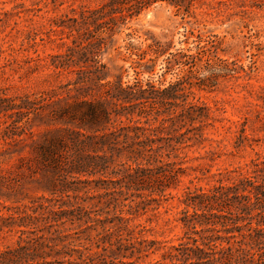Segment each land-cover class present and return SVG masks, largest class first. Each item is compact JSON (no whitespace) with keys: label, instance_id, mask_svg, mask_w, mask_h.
I'll use <instances>...</instances> for the list:
<instances>
[{"label":"trees","instance_id":"1","mask_svg":"<svg viewBox=\"0 0 264 264\" xmlns=\"http://www.w3.org/2000/svg\"><path fill=\"white\" fill-rule=\"evenodd\" d=\"M202 1L98 0L94 8L82 6L52 21L64 51L46 57L51 88L20 97L0 91L1 139L19 152L29 148L51 178L48 198L10 208L0 222V232L18 235L14 246L0 250V264H137L163 243L145 239L147 226L134 221L158 210L181 183L180 156L202 146L205 130L223 120L230 130L240 127L236 150L248 142L246 120L219 119L194 102L195 89H211L219 77L232 75L210 59L198 68L205 47L196 55L169 53L166 68L188 70L163 89L110 81L102 62L114 38L152 6L188 13ZM125 48L136 51V64L146 71L170 49L159 43L149 52L133 43ZM149 54L155 57L146 60ZM203 72L210 75L200 78ZM211 179L208 188L185 189L178 220L184 234L177 246H162L161 259L152 264H264V157Z\"/></svg>","mask_w":264,"mask_h":264},{"label":"rangeland","instance_id":"2","mask_svg":"<svg viewBox=\"0 0 264 264\" xmlns=\"http://www.w3.org/2000/svg\"><path fill=\"white\" fill-rule=\"evenodd\" d=\"M219 1L227 0H203L188 13L156 4L134 18L102 57L110 81L119 77L124 85L137 80L143 86L150 83L163 89L188 70L177 65L166 68L169 53L196 55L198 46L205 47L206 56L198 68L206 67V59H210L212 67L232 75L219 77L211 89H195L194 102L205 104L219 119L247 123L244 135L248 142L239 150L235 149V141L240 127L230 130L229 123L223 120L205 130L207 141L202 146L180 156L178 162L185 170L181 183L170 191L158 210L148 211L134 221L135 225L147 226L145 239L163 243L137 264L159 261L162 246L179 244L184 234L178 221L184 208L180 200L186 188H208L214 184L212 174L244 167L257 156L264 157V0H232L226 2V7H218ZM97 3L98 0H0V91L20 97L50 89L46 57L64 51L56 45L59 34L51 32L55 30L52 21L72 16L71 11L78 12L82 6L94 8ZM127 34L132 37L126 38ZM128 43L140 52H149L148 46L155 43L170 49L155 60L153 67L148 64L152 71H146L136 64V51L126 50ZM150 57L155 56L149 54L146 60ZM209 75L198 74L200 78ZM60 80L65 82L66 78ZM3 128L0 125V222L11 214L8 209L28 205L39 197L48 198L51 189L50 176L41 170L30 149L19 152L1 139ZM33 130L38 132L36 127ZM17 239L14 232H0V250L14 246Z\"/></svg>","mask_w":264,"mask_h":264}]
</instances>
